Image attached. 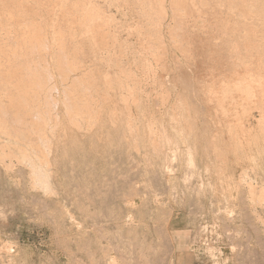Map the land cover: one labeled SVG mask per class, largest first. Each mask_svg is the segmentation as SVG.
Listing matches in <instances>:
<instances>
[{
    "label": "rangeland",
    "instance_id": "rangeland-1",
    "mask_svg": "<svg viewBox=\"0 0 264 264\" xmlns=\"http://www.w3.org/2000/svg\"><path fill=\"white\" fill-rule=\"evenodd\" d=\"M181 1L0 0V264H264V0Z\"/></svg>",
    "mask_w": 264,
    "mask_h": 264
},
{
    "label": "bare ground",
    "instance_id": "bare-ground-1",
    "mask_svg": "<svg viewBox=\"0 0 264 264\" xmlns=\"http://www.w3.org/2000/svg\"><path fill=\"white\" fill-rule=\"evenodd\" d=\"M181 6L183 7V6H185L186 5V3H185V0H182L181 1ZM40 6H41V3H40V0H38V2H37V7L39 8V10H38V8L36 9V16H37V19L40 21V19L39 18H41L40 17V13H42L41 12V9H40ZM20 23V20H17V24H19ZM16 24V25H17ZM37 29V28H36ZM36 29L33 31V32H35L36 31ZM39 29H41V28H39ZM37 32L39 33L40 31L39 30H37ZM36 33V32H35ZM35 33H34V35H35ZM39 34H41V33H39ZM36 36H37V33H36ZM41 38H42V36H41ZM44 38H42V39H40V40H43ZM34 41H35V39H34ZM44 40L42 41V44L44 45ZM47 42V41H46ZM35 43V42H34ZM38 43H39V40H38ZM40 45H42L41 43H39ZM39 45V46H40ZM46 46V45H45ZM44 46V47H45ZM40 48H42V50L44 49L43 48V46H41ZM46 48V47H45ZM47 49V48H46ZM40 52H42V51H40ZM48 52V51H47ZM46 52V53H47ZM44 53H45V51H44ZM67 75V74H66ZM67 77V76H66ZM38 87H39V85H38ZM239 86H237V85H235V84H231V85H228V86H226V90H225V94L227 95V97H229V104H228V106H229V108H231V104H233L234 103V101H235V97H234V94H237V93H239ZM240 95V94H239ZM236 96H238V95H236ZM239 97V96H238ZM72 105V104H71ZM75 109V108H74ZM78 109V108H77ZM235 118V117H234ZM235 126V125H234ZM240 127H242V126H240ZM235 128H236V126H235ZM231 132H237L236 130H232ZM236 135H238V134H236ZM262 135H263V133H262ZM242 136H245V133H243V135ZM238 137H239V135H238ZM241 137V136H240ZM239 137V138H240ZM250 152V151H249ZM46 174V173H45ZM39 176V175H38ZM42 176V175H41ZM40 177V176H39ZM43 177V176H42Z\"/></svg>",
    "mask_w": 264,
    "mask_h": 264
},
{
    "label": "crops",
    "instance_id": "crops-1",
    "mask_svg": "<svg viewBox=\"0 0 264 264\" xmlns=\"http://www.w3.org/2000/svg\"><path fill=\"white\" fill-rule=\"evenodd\" d=\"M244 143V142H243Z\"/></svg>",
    "mask_w": 264,
    "mask_h": 264
}]
</instances>
